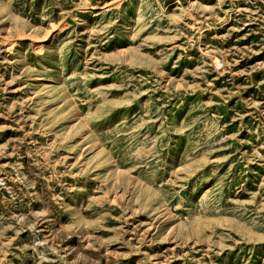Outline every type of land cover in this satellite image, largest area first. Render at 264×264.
Masks as SVG:
<instances>
[{"label": "rangeland", "instance_id": "obj_1", "mask_svg": "<svg viewBox=\"0 0 264 264\" xmlns=\"http://www.w3.org/2000/svg\"><path fill=\"white\" fill-rule=\"evenodd\" d=\"M0 264H264V0H0Z\"/></svg>", "mask_w": 264, "mask_h": 264}]
</instances>
